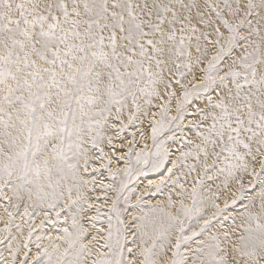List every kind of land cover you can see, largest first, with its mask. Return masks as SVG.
<instances>
[{
  "label": "snow or ice",
  "instance_id": "6c2138e0",
  "mask_svg": "<svg viewBox=\"0 0 264 264\" xmlns=\"http://www.w3.org/2000/svg\"><path fill=\"white\" fill-rule=\"evenodd\" d=\"M0 222V264H264V0H0Z\"/></svg>",
  "mask_w": 264,
  "mask_h": 264
},
{
  "label": "bare ground",
  "instance_id": "6f19581e",
  "mask_svg": "<svg viewBox=\"0 0 264 264\" xmlns=\"http://www.w3.org/2000/svg\"><path fill=\"white\" fill-rule=\"evenodd\" d=\"M149 142H150V141H148V143H149ZM148 179H153V180H155V179L152 178V176H150V175L148 176ZM146 183H147V180H146V179H143V180H142V183H141V188H142V187L144 186V184H146ZM19 220H20V218L17 217V220H16V221H19ZM38 221L40 222V218L36 219V222H37V223H39ZM2 225H3V223L1 222L0 226H2ZM47 228H49L48 231H46ZM47 228L44 227L43 232H39V234L48 233V232L50 231L51 226L48 225ZM38 230H39V229H37L36 232H38ZM25 234H26V233H25Z\"/></svg>",
  "mask_w": 264,
  "mask_h": 264
},
{
  "label": "rangeland",
  "instance_id": "374dc122",
  "mask_svg": "<svg viewBox=\"0 0 264 264\" xmlns=\"http://www.w3.org/2000/svg\"><path fill=\"white\" fill-rule=\"evenodd\" d=\"M189 118H191V117H189ZM150 143H151V142H149V144H150ZM149 175L152 176V178H154V179H158V177L155 176V175H152V174H149ZM140 179H141V181H142L144 178L141 177ZM36 219H38V218H36ZM38 222H39V221H38ZM16 223L19 224V223H20V220H19V221H16ZM0 224H1V222H0ZM49 226H50V225H49ZM0 227H3V225L0 226ZM47 227H48V225L45 226V228H47ZM48 229H49V228H47L46 231H48ZM14 230H15V226H14ZM39 232H40V230H38V232H36L35 234H39ZM25 233H26V229H25ZM35 234H34V237H33V238H35Z\"/></svg>",
  "mask_w": 264,
  "mask_h": 264
}]
</instances>
